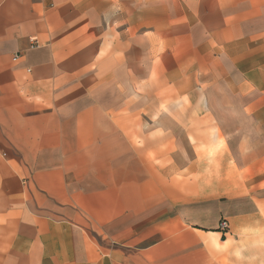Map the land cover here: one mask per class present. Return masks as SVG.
Instances as JSON below:
<instances>
[{
	"label": "crops",
	"instance_id": "crops-1",
	"mask_svg": "<svg viewBox=\"0 0 264 264\" xmlns=\"http://www.w3.org/2000/svg\"><path fill=\"white\" fill-rule=\"evenodd\" d=\"M0 264H264V0H0Z\"/></svg>",
	"mask_w": 264,
	"mask_h": 264
},
{
	"label": "built area",
	"instance_id": "built-area-1",
	"mask_svg": "<svg viewBox=\"0 0 264 264\" xmlns=\"http://www.w3.org/2000/svg\"><path fill=\"white\" fill-rule=\"evenodd\" d=\"M219 228H220L221 231L226 232V230H227V223L226 222H221L220 225H219Z\"/></svg>",
	"mask_w": 264,
	"mask_h": 264
}]
</instances>
